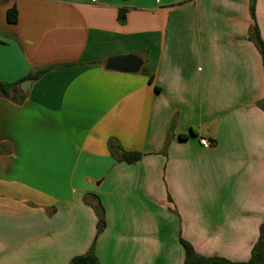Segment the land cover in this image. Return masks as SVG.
Wrapping results in <instances>:
<instances>
[{
	"label": "crops",
	"instance_id": "crops-1",
	"mask_svg": "<svg viewBox=\"0 0 264 264\" xmlns=\"http://www.w3.org/2000/svg\"><path fill=\"white\" fill-rule=\"evenodd\" d=\"M251 4L0 0V82L18 84L0 94V264H70L93 245L100 264H183L181 240L250 260L264 219ZM128 55L139 72L106 70Z\"/></svg>",
	"mask_w": 264,
	"mask_h": 264
},
{
	"label": "trees",
	"instance_id": "trees-1",
	"mask_svg": "<svg viewBox=\"0 0 264 264\" xmlns=\"http://www.w3.org/2000/svg\"><path fill=\"white\" fill-rule=\"evenodd\" d=\"M251 13L252 17L255 18V0H252L251 4ZM7 20L9 23H16L18 21V11L17 9L11 8L7 11ZM255 42L258 45L260 53L262 55L263 64H264V42L262 41L258 29L255 34ZM52 68H43L38 72L31 73L27 79L28 80H37L41 75L50 71ZM18 89V84H8L4 82H0V94L4 97H8L11 91H15ZM260 106L264 109V101L260 103ZM142 158V154L137 152H125L121 155L120 161H124L127 163H136ZM103 224V221H101ZM182 246L185 250V260L183 264H264V219L260 226V234L258 241L254 245L251 253V258L247 262H232L225 258L220 257H203L197 254L194 247L184 241L181 240ZM70 264H100L99 259L95 253V246L85 255L74 257Z\"/></svg>",
	"mask_w": 264,
	"mask_h": 264
},
{
	"label": "water",
	"instance_id": "water-1",
	"mask_svg": "<svg viewBox=\"0 0 264 264\" xmlns=\"http://www.w3.org/2000/svg\"><path fill=\"white\" fill-rule=\"evenodd\" d=\"M105 67L109 72L136 73L140 71L142 62L138 56L128 55L120 58H109ZM31 83L32 81L24 82L21 89L26 92ZM98 216L102 218V214L98 213Z\"/></svg>",
	"mask_w": 264,
	"mask_h": 264
},
{
	"label": "built area",
	"instance_id": "built-area-1",
	"mask_svg": "<svg viewBox=\"0 0 264 264\" xmlns=\"http://www.w3.org/2000/svg\"><path fill=\"white\" fill-rule=\"evenodd\" d=\"M200 144L202 146H205V147L210 146V144L208 143V141L206 139H203V138L200 140Z\"/></svg>",
	"mask_w": 264,
	"mask_h": 264
}]
</instances>
